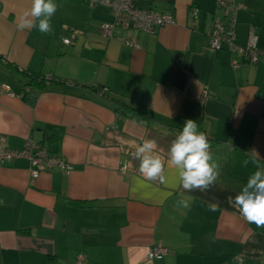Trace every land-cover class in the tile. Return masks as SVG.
Segmentation results:
<instances>
[{
  "label": "crops",
  "instance_id": "obj_1",
  "mask_svg": "<svg viewBox=\"0 0 264 264\" xmlns=\"http://www.w3.org/2000/svg\"><path fill=\"white\" fill-rule=\"evenodd\" d=\"M54 2L45 34L16 27L31 0H0V148L30 140L71 166L33 179L26 159L0 165V264H76L79 255L87 264H264V226L228 201L264 169V64L225 44L210 48L207 29L222 16L217 0H137L175 23L154 34L116 28L112 39L101 31L113 21L110 9ZM237 4L236 43L245 46L254 29L264 49V0ZM115 101L144 107L152 121L119 116ZM189 119L219 164L215 185L201 192L135 184L143 179L135 147L154 139L166 160ZM172 171L166 165V175ZM156 247L168 255L146 261Z\"/></svg>",
  "mask_w": 264,
  "mask_h": 264
},
{
  "label": "clouds",
  "instance_id": "obj_2",
  "mask_svg": "<svg viewBox=\"0 0 264 264\" xmlns=\"http://www.w3.org/2000/svg\"><path fill=\"white\" fill-rule=\"evenodd\" d=\"M57 8L54 0H31V7L20 14L16 27L21 31L36 28L40 33H50V21ZM132 156L139 161V173L143 178L135 179L137 185L158 181L165 187L207 192L219 177V164L213 160L208 137L198 131L197 123L191 119L170 142L166 160L160 155L154 139L143 140L135 147ZM243 163L247 166L249 161L244 160ZM166 165L173 170L170 176L165 173ZM163 195L166 197L167 194ZM228 201L246 222L264 226V169L258 168L251 174L235 197H228ZM179 204L184 208L190 207L188 200H181ZM218 207L217 204H209L210 211L215 212Z\"/></svg>",
  "mask_w": 264,
  "mask_h": 264
},
{
  "label": "built area",
  "instance_id": "obj_3",
  "mask_svg": "<svg viewBox=\"0 0 264 264\" xmlns=\"http://www.w3.org/2000/svg\"><path fill=\"white\" fill-rule=\"evenodd\" d=\"M137 0H85V3L94 8L98 6L110 9L113 17L112 22H105L101 25V31L106 38L115 37L114 30L121 28L123 30L142 31L147 34H154L156 29L172 25L175 20L172 16L161 14L153 10H141L137 7ZM217 7L222 16L214 15L207 29L210 48L214 52L223 49L227 45L229 51L250 64H264V49L258 48V36L254 29H251L245 46H239L235 41V24L239 6L237 0H217ZM197 9L192 12L196 17ZM62 42L65 45L73 44L70 38H64ZM131 47H138L134 41H124ZM232 66L238 68L240 62L237 59L232 61ZM51 81V78H46ZM4 90L13 95L9 86L4 85ZM26 159L31 164V176L33 179L39 178L40 174L47 168L57 167L62 171L69 173L71 166L57 157H50L33 141H27L22 149H2L0 148V165L5 162ZM169 253L167 248L156 247L150 250L146 256V261L162 259ZM236 261L242 262V258L236 257ZM264 262V257H263ZM76 264H87L82 255L77 256Z\"/></svg>",
  "mask_w": 264,
  "mask_h": 264
},
{
  "label": "trees",
  "instance_id": "obj_4",
  "mask_svg": "<svg viewBox=\"0 0 264 264\" xmlns=\"http://www.w3.org/2000/svg\"><path fill=\"white\" fill-rule=\"evenodd\" d=\"M115 103V111L121 117L133 119L144 125H149L153 119L150 114L145 112L142 106L134 107L123 101H115Z\"/></svg>",
  "mask_w": 264,
  "mask_h": 264
}]
</instances>
